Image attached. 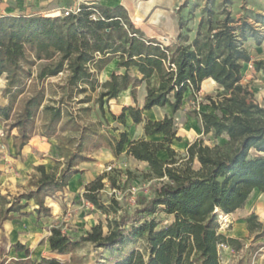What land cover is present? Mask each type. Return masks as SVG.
<instances>
[{"label": "trees", "instance_id": "1", "mask_svg": "<svg viewBox=\"0 0 264 264\" xmlns=\"http://www.w3.org/2000/svg\"><path fill=\"white\" fill-rule=\"evenodd\" d=\"M79 12L69 16H1L0 17V77L6 75L9 88H14L7 107L0 108V121L11 117L13 99L22 93V83L32 73L36 62H48L38 78L55 77L65 69L69 72L68 85L79 93L95 92L97 76L112 61L126 71L135 68L141 79L112 73L99 87L96 102L103 116V99H116L118 94L131 88L135 102V90L145 84L146 97L142 109L125 108L112 120L124 125L128 113L134 125L143 124L146 137L161 134L162 141L145 138L128 141L125 133L119 137L96 134L89 127L72 125L77 134L73 150L65 157L64 168L57 173L55 167L46 173L42 165L34 167L35 174L27 183V191L7 201L0 195V230L5 221L12 220L13 213H20L33 201L35 213L48 216L50 210L45 199L56 201L77 173L76 166L90 159L83 155L87 144L91 150L108 149L118 158L124 148L125 155L147 164L150 179L158 181L154 196L138 201L139 209L132 215L126 212L117 217L119 203L113 198L102 201L101 193L119 189L115 179L106 172L83 184L80 198L94 211L106 217V231L101 223L92 226L84 234L71 236L67 231L52 227L47 238L51 256L33 260L22 244L11 246L15 253H23L24 259L7 258L0 247V264H59L55 256L71 253L81 244H91L99 249L124 248L133 241H141L142 247L128 253L113 264H220L217 247L225 245L238 251L240 241L219 232L217 213L229 215L243 209L253 191L264 194V102L255 100L248 86L242 85L241 70L244 63H252L255 71L264 73V62H253L244 48L248 40L259 45L264 40V16L249 13L247 18L234 19L223 9V18L213 26L211 12L201 22L196 37L188 45L170 41H154L134 27L122 6L114 8L95 4H82ZM258 25V27H255ZM204 27V28H203ZM175 46L174 48H172ZM211 79L221 89L216 97L202 99L213 114L192 111L206 141L224 136L223 145H204L196 140L186 149L184 158L176 159L170 148L176 137L172 119L149 121L142 113L153 107L169 106L175 114L180 110L184 94L195 97L203 81ZM43 96L37 94L25 103L18 118L9 127L16 129L14 148L16 154L30 140L34 117L42 107ZM47 115L43 124V137L49 139L62 120L58 107L43 106ZM69 121L66 125H69ZM102 144V145H101ZM166 152L168 159L160 160L157 154ZM157 211L172 220L161 227L160 221L148 219ZM113 215L110 219L109 216ZM117 217V218H116ZM254 215L245 222L248 232H253ZM264 236V226L256 239Z\"/></svg>", "mask_w": 264, "mask_h": 264}, {"label": "rangeland", "instance_id": "2", "mask_svg": "<svg viewBox=\"0 0 264 264\" xmlns=\"http://www.w3.org/2000/svg\"><path fill=\"white\" fill-rule=\"evenodd\" d=\"M137 1L95 0L90 3L104 7H113L116 3H119L127 10L134 27L139 29V27H142L143 13L146 14L154 2L150 3V7L145 4L146 6L139 10V7L141 9L142 6H139ZM144 1L147 0L142 2ZM173 2L174 5L170 7L169 13L176 24L175 38L183 45H188L196 37L197 31L200 29V23L205 22L208 15L206 11L212 13L210 17L213 26L223 18L221 15L223 9L227 10L234 19L247 18L249 23H252L249 13L264 16V0H177L176 3ZM156 4L167 5L164 0L156 2ZM255 27H258V25H255ZM257 29L264 33L262 28L258 27ZM172 39L163 37L160 41L164 42ZM244 48L253 62H264V40L259 45L250 40L244 45ZM48 65H50L48 62H36L31 67V77L22 83V93L13 99L10 119L6 122L0 121V161L8 152V145L12 144L13 146L16 142L15 138L18 137L17 130L9 127L18 118L27 100L41 93L43 96L42 107H58L62 110L63 117L57 131L47 139L42 136L44 132L43 124L47 119V115L42 112V107H40L30 129V142L31 146L40 145L41 148L40 151H36V157L42 160L40 163L46 173L51 172L55 167L57 168L56 172L59 173L64 168L65 157L73 150L74 139L77 137V134L71 130L72 125L78 124L82 127H89L97 135H110L118 138L120 124L107 115L106 106L108 107V101L106 99H103V116L96 102L101 91L99 86L108 78V75L98 74V87L95 92L79 93L78 89L68 85L69 72L65 67L55 77L38 78L40 71ZM241 76L242 85L248 86L255 100L259 103L264 102V73L255 71L252 63H244ZM14 91V88H9L6 75L0 77V108L9 105ZM203 91L207 92L204 94L212 97H216L221 93V89L216 84L204 86ZM201 97L202 95H198V93L194 98L187 95L185 104L182 105L184 109L181 107L176 115H181L185 119L192 117L190 116L192 111L213 114V111ZM67 121H69V125H66ZM196 127L197 125H192V129H196ZM196 131L197 129L194 130V132ZM199 137L203 139L201 134ZM225 141L224 136L211 142L205 139L204 145L212 146L214 143L223 145ZM90 145L87 144L83 149V155L90 160L79 163L77 169L92 171L93 173L98 172V174L106 172L111 178L115 179L119 189L110 190L107 182L103 181L106 188L101 193V197L105 203L110 197H113L119 203L120 210L117 212V217L124 212L132 215L136 209H139L138 201L141 198L149 200L154 196L153 190L158 181L150 179L148 167L145 163L135 161L129 156H119L109 162L104 150H100V148L91 150ZM13 153L19 159L21 158L20 153L16 154V151ZM175 153L176 159L186 156V150L184 149ZM167 159L168 157L162 160ZM9 173L15 177L10 179L8 183L0 185V195L6 197L7 201H12L13 197L28 190L27 182L29 180L26 177H21L14 169ZM33 174H35L34 169L29 172L30 176ZM81 187L78 185V181L76 183L71 182L61 194H58L56 201L46 198L45 206L50 210L48 216L36 214V206L33 201H22L21 204L25 206L21 212L13 213L11 215L12 220L5 221L3 223L5 227L2 224L0 230V247L6 251L7 258L9 260L17 259L18 256L25 258L23 253H15L11 248L15 243H20L28 249L31 259L39 260L50 257L47 238L52 227L67 231L74 237L75 233L84 234L98 223H101L103 230L106 231V217L94 211L91 206L86 205L81 200ZM217 215L219 232L227 237L233 235V237L240 239L238 251H234L225 245H218L217 252L220 264H264V236L258 240L255 238L260 228L264 226V194L256 190L253 191L242 211L233 219H228L220 213H217ZM250 215L255 216L252 221L255 229L251 233L248 232V226L245 222ZM109 218L112 219L113 215H110ZM147 218L160 221L159 227L168 224L172 220V217L165 216L159 211ZM241 221H244L243 227ZM141 247L142 242L139 240L133 241L124 248L114 249H99L85 243L71 253L64 256H55V258L59 264H113L123 259L131 251Z\"/></svg>", "mask_w": 264, "mask_h": 264}, {"label": "crops", "instance_id": "3", "mask_svg": "<svg viewBox=\"0 0 264 264\" xmlns=\"http://www.w3.org/2000/svg\"><path fill=\"white\" fill-rule=\"evenodd\" d=\"M92 1L95 0H0V17L1 16L61 17L63 11L75 10L82 4H91L90 2ZM142 1L143 0L137 1L139 6L140 5L142 6L141 9L139 7V10H142V8L146 6L145 4H148V7H150V3L154 2V4L149 8L148 12L146 14L143 13V18L141 19L142 27H139V30L145 35V37L154 41H160L163 37L165 39H168V37L175 39L176 24L174 19L172 18V15H170L169 13V9L170 7H173L174 5L173 1H175L176 3L177 0H164V2H166L167 5L156 4V2L159 1L162 2L163 0H147L146 2L145 1L142 2ZM117 4L119 3H116L115 6L109 8L120 6V4L119 5ZM140 14L142 13L140 12ZM117 63H118L117 60H112L103 69V71L100 72V75L103 74L108 75V78H106L105 81L109 79L112 73H115L116 75H122L125 72H127L131 77L141 79V75L137 72L135 68H130L126 71L124 68H119L117 66ZM210 84H213L211 79L202 82L200 91L198 93V95H202L201 98H203L204 96H209L204 94L207 92L203 91V87L209 86ZM131 90H132L131 88H128L120 92L116 99L108 101V107L106 106V111L108 116H110L111 118L112 116L118 117L122 114L123 110L128 107H136L138 109L143 108L146 97L145 84L142 83L139 87L136 88L135 102L132 99ZM187 95L191 97V92L188 91L184 94V100L182 102L183 103L182 105L185 104V98ZM182 105L181 107L182 109H184ZM177 112L173 114L169 106H164L162 108L153 107L150 110L143 111L142 113L144 119L149 121H160L166 119L173 120L176 137L179 138V141L173 140L172 143L170 144V148L174 152L183 151V149L186 150L188 146L191 145L196 140H203V141L205 140V137L203 135L202 130L200 129L197 120L192 117L191 118L187 117L183 119L181 115L180 116L176 115ZM192 125L195 126L197 125L196 132L198 134L194 132V130L196 129H192ZM120 133H125L128 141L145 138L146 140L152 142H160L163 139V136L161 134L146 137L143 131V124L134 125L132 120L129 118L128 113H125L124 115V125L120 124ZM200 134L202 135L203 139H200L199 137ZM40 148H41L40 145L31 146V142L29 140L28 143L20 150L21 158L19 159V157L15 156L13 153L14 151H16L14 145L13 146L12 144L8 145V152L4 157H2V160L0 161V185H2L3 183H8L10 179L15 177L14 175L12 176L9 173L10 171H13V169L17 171L21 177H26L29 180L30 178L29 172L32 171L34 167L38 165H42L40 163L42 162V160L36 157V151H40ZM100 150H104L106 158L109 162H111V160L116 159L113 157V155L108 149L100 148ZM125 151L126 148L123 149L122 154L120 156H126ZM157 156L160 160L167 158L166 152L163 151H160L157 154ZM78 166L79 164L75 168L77 173L71 177L68 184H70L71 182L76 183L78 181V185L81 187L83 184H87L92 180H94L96 175L98 174V172L93 173L92 171L89 172L87 170L77 169ZM241 211L242 209L237 210L232 214L223 215V216L227 217L228 219H233L237 217L239 212ZM243 224L244 221H241L242 227ZM3 227H5L4 224ZM229 237L240 241L238 237H233V235H229ZM17 259H24V258L18 256Z\"/></svg>", "mask_w": 264, "mask_h": 264}, {"label": "built area", "instance_id": "4", "mask_svg": "<svg viewBox=\"0 0 264 264\" xmlns=\"http://www.w3.org/2000/svg\"><path fill=\"white\" fill-rule=\"evenodd\" d=\"M79 12V8L75 9V10H65L63 11L61 17H65V16H69V15H75ZM166 41V40H165ZM86 205H89L88 203H86ZM90 206V205H89Z\"/></svg>", "mask_w": 264, "mask_h": 264}, {"label": "bare ground", "instance_id": "5", "mask_svg": "<svg viewBox=\"0 0 264 264\" xmlns=\"http://www.w3.org/2000/svg\"><path fill=\"white\" fill-rule=\"evenodd\" d=\"M212 83L215 84L214 81H212ZM125 99H126V98H125Z\"/></svg>", "mask_w": 264, "mask_h": 264}]
</instances>
